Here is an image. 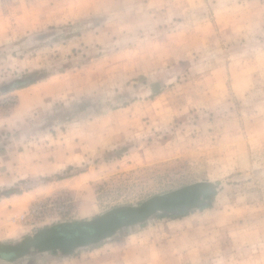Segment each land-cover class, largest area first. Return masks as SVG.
I'll list each match as a JSON object with an SVG mask.
<instances>
[{
	"label": "rangeland",
	"instance_id": "rangeland-1",
	"mask_svg": "<svg viewBox=\"0 0 264 264\" xmlns=\"http://www.w3.org/2000/svg\"><path fill=\"white\" fill-rule=\"evenodd\" d=\"M199 181L207 207L0 264H264V0H0V243Z\"/></svg>",
	"mask_w": 264,
	"mask_h": 264
},
{
	"label": "water",
	"instance_id": "water-1",
	"mask_svg": "<svg viewBox=\"0 0 264 264\" xmlns=\"http://www.w3.org/2000/svg\"><path fill=\"white\" fill-rule=\"evenodd\" d=\"M213 187L212 182L199 181L154 195L139 205L114 207L92 219L57 223L21 240L0 243V257L12 262L37 252L67 255L79 247L111 237L120 228L143 223L156 213L170 214L199 208L204 204V195Z\"/></svg>",
	"mask_w": 264,
	"mask_h": 264
},
{
	"label": "trees",
	"instance_id": "trees-1",
	"mask_svg": "<svg viewBox=\"0 0 264 264\" xmlns=\"http://www.w3.org/2000/svg\"><path fill=\"white\" fill-rule=\"evenodd\" d=\"M24 86H26V84H24V83H22V84H19L18 86H16V88H21V87H24ZM208 205H205L204 207H207ZM204 207H201V208H204ZM186 213V211H182V212H180V213H178L179 215L181 214V215H183V214H185ZM161 216H167V217H170V216H176V214H174V215H172V214H161Z\"/></svg>",
	"mask_w": 264,
	"mask_h": 264
}]
</instances>
